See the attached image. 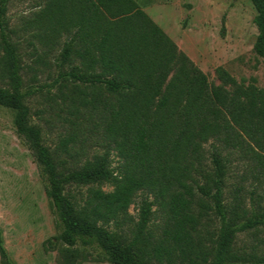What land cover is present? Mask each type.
Masks as SVG:
<instances>
[{
	"label": "trees",
	"instance_id": "16d2710c",
	"mask_svg": "<svg viewBox=\"0 0 264 264\" xmlns=\"http://www.w3.org/2000/svg\"><path fill=\"white\" fill-rule=\"evenodd\" d=\"M250 1L253 52L264 57V0ZM7 2L0 0V107L14 113L15 132L45 178L58 241L96 247L111 264H264L260 243L237 244L264 228V192H257L264 188V90L256 81L217 67L218 84L210 83L134 0H37L24 27L48 51L61 45L58 83L68 91V111L103 140L101 154L88 155L87 138L75 147V133L51 150L30 121ZM231 152L244 172L226 203ZM248 178L256 184L246 200ZM73 185L87 187L82 204L66 191ZM138 194L134 222L128 209ZM0 259L9 264L1 232Z\"/></svg>",
	"mask_w": 264,
	"mask_h": 264
},
{
	"label": "rangeland",
	"instance_id": "374dc122",
	"mask_svg": "<svg viewBox=\"0 0 264 264\" xmlns=\"http://www.w3.org/2000/svg\"><path fill=\"white\" fill-rule=\"evenodd\" d=\"M177 45L194 64L207 75L210 83L217 85L214 70L224 68L236 80L254 79L264 90V57L253 52L257 31L253 24L255 9L250 0H134ZM37 0H8L7 21L14 31L12 41L17 45L21 58L23 91L28 95L26 104L31 113L30 121L43 133L44 144L53 150L60 140L75 133L76 145L87 138L88 155L101 154L100 130L91 123L70 115L69 103L64 101L59 88L57 57L61 49L56 46L48 51L24 27L25 21L38 10ZM14 113L0 107V232L9 264H111L96 247H74L61 244L54 208L46 195V181L35 163L31 151L20 139L13 126ZM90 131V132H89ZM215 143L204 146L206 164ZM228 151H222L225 155ZM231 165L226 181L225 201L231 199V190L239 185L244 164L231 152ZM83 158H79L82 160ZM118 159L112 153L110 169L116 172ZM256 184L251 178L244 183L247 191ZM86 186L66 189L74 201L82 204ZM104 192L112 186L104 184ZM264 192L263 187L257 188ZM138 194L128 209V215L137 221ZM155 208H153L154 210ZM159 223L151 222L150 229ZM216 226L214 223L213 228ZM124 225L121 231H127ZM107 228L116 230L110 223ZM239 236L238 247L260 243L259 254L264 255V228L258 233ZM263 243V245H261ZM0 264H3L0 259Z\"/></svg>",
	"mask_w": 264,
	"mask_h": 264
}]
</instances>
